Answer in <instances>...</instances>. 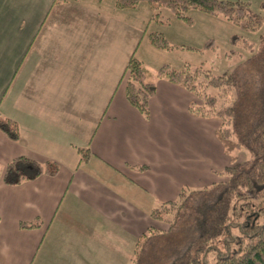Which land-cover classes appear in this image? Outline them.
Returning <instances> with one entry per match:
<instances>
[{
    "label": "crops",
    "instance_id": "1",
    "mask_svg": "<svg viewBox=\"0 0 264 264\" xmlns=\"http://www.w3.org/2000/svg\"><path fill=\"white\" fill-rule=\"evenodd\" d=\"M115 2L0 0V115L20 134L0 130V264H133L137 240L160 225L154 210L226 179L219 120L193 115L197 98L155 77L169 63L151 72L157 54H138L151 33L168 41L148 33L167 22ZM132 56L156 83L147 117L126 96ZM20 157L58 170L6 184Z\"/></svg>",
    "mask_w": 264,
    "mask_h": 264
},
{
    "label": "trees",
    "instance_id": "2",
    "mask_svg": "<svg viewBox=\"0 0 264 264\" xmlns=\"http://www.w3.org/2000/svg\"><path fill=\"white\" fill-rule=\"evenodd\" d=\"M141 3L149 4L155 16L167 8L186 24H192V10L222 16L243 31H256L264 22V0L258 7L262 15L250 3L230 0H116L115 5L118 9H136ZM148 38L157 49L174 48L161 33H151ZM244 43L252 50L247 41ZM127 72V99L147 117L156 83L135 56L129 60ZM155 77L191 92L197 98L190 107L193 115L219 120L217 138L232 165L219 173L224 181L199 190L185 188L177 200L154 210L153 220L168 227L151 226L137 240L133 264H156L157 257L158 264H264V37L258 51L231 74L214 75L203 66L175 70L165 64ZM0 130L10 139L19 140V128L12 120H0ZM243 151L249 157L237 163V155ZM57 170L55 163L43 165L20 157L7 166L4 182L20 184ZM239 215L246 216L242 225L235 222ZM257 218L263 221L258 224ZM37 226L22 224L23 228ZM234 228H239L240 236L226 241L225 252L210 263V251L224 244Z\"/></svg>",
    "mask_w": 264,
    "mask_h": 264
},
{
    "label": "rangeland",
    "instance_id": "3",
    "mask_svg": "<svg viewBox=\"0 0 264 264\" xmlns=\"http://www.w3.org/2000/svg\"><path fill=\"white\" fill-rule=\"evenodd\" d=\"M230 1H242L244 3H250L255 12H259L261 15L263 12L256 6V0H230ZM139 10L142 14H147V10L152 12L147 3H141ZM156 14V11L154 12ZM189 15L192 17V24L182 23L183 30L176 29L178 22L174 17L171 10L162 8L159 17L160 20L168 23V19L172 22L170 24H157L156 20L152 19L148 33L155 30H161L165 33L168 41L171 45H176L171 50H161L153 47L146 37L141 44L138 54L140 57L146 52H153L155 57L150 64V71H155V65H162L163 62L169 63L175 70H183L187 65L192 67L203 66L205 69L213 72L214 75L231 74L234 69L246 61L253 53H256L259 49L261 38L264 37V22L261 28L256 31H243L238 26L227 21L222 16H211L198 10H192ZM157 16H155L156 19ZM150 23V19L147 22V26ZM160 25V28H157ZM175 33V35H174ZM237 37L236 41H232V38ZM247 41L252 50L245 46ZM137 54V55H138ZM154 65V67H152ZM0 120H3L0 115ZM249 154L246 151L240 152L237 155V163H240L247 159ZM222 173V172H221ZM223 177V176H222ZM191 190H199L201 188H190ZM246 216H237L235 222L239 225L244 223ZM260 224L262 218L256 220ZM159 227L166 229L168 226L164 223H160ZM239 228H234L229 239L224 241V244L219 243L208 254L207 260L210 263H214L218 254L225 252L226 241L231 240L234 237H239ZM159 257L155 259L158 264Z\"/></svg>",
    "mask_w": 264,
    "mask_h": 264
}]
</instances>
